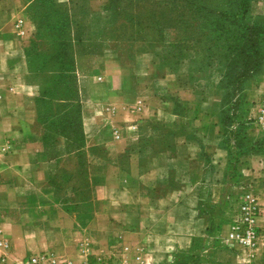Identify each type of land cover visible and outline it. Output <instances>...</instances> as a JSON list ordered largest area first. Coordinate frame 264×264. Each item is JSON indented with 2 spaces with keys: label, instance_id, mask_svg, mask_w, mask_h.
<instances>
[{
  "label": "crops",
  "instance_id": "crops-1",
  "mask_svg": "<svg viewBox=\"0 0 264 264\" xmlns=\"http://www.w3.org/2000/svg\"><path fill=\"white\" fill-rule=\"evenodd\" d=\"M79 1L55 0L72 21ZM85 1L95 22L108 0ZM38 3L0 0V139L11 141L0 152V243L9 244L7 250L0 245V264L4 255L18 264L43 251L73 264L95 258L219 264L218 236L237 196L232 188L249 180L260 202L262 238L254 260L238 256V262L264 264V149L254 144L258 138L245 145L234 179V151L224 143L219 111L202 102L185 74L163 73L154 57L89 54L85 41L75 43L74 101L52 98L46 94L50 77L44 83L30 71ZM70 102L79 107L83 139L75 144L59 135L64 142L50 147L49 134L58 129L47 123L49 110ZM77 152L93 198L63 189L61 181L71 175L55 170L59 156Z\"/></svg>",
  "mask_w": 264,
  "mask_h": 264
},
{
  "label": "rangeland",
  "instance_id": "rangeland-1",
  "mask_svg": "<svg viewBox=\"0 0 264 264\" xmlns=\"http://www.w3.org/2000/svg\"><path fill=\"white\" fill-rule=\"evenodd\" d=\"M38 1L35 6L36 16L52 17L65 12V9L53 3L49 5L52 0H44L47 5H40L43 0ZM227 1L223 3L221 0H109L102 8L101 16L94 22L88 16L87 2L83 0L77 3L75 19L78 26L74 25L71 33L74 30L82 33L80 37L87 42L89 54L93 51L120 53L130 59L154 57L160 60L163 73L185 74L191 80L202 102L213 104L221 113L224 125L230 127L234 123L242 124L240 126L236 124L238 127L234 130L240 142L244 144L247 134L246 121L253 120L256 95L261 96L258 90L264 82V72L261 74L251 72L253 76L244 78L240 91L234 92L237 69L239 70V66H246V60L254 58V53L247 46H240L238 42L240 37L236 32L235 35L232 32L225 34L226 40L219 36L225 32L217 30L221 26L219 22H224L218 13L225 8L226 14L231 13L225 25L228 30L233 29L232 19L240 5L239 0ZM244 8L247 9L244 14L246 27L254 22L264 24V0H248ZM247 33L249 34L248 31ZM33 37V40H37L38 50L48 54L53 51L55 45L49 39H37L36 31ZM236 42L244 55L238 53L234 47ZM242 43H247L246 38ZM66 46L73 53L76 48L79 49L72 36ZM262 50L264 52V43ZM41 62H47V67L41 72L35 73L34 69L30 71L35 78L45 83L50 77L48 66L52 65V61L47 57ZM249 134L253 139L263 137V133L256 130L250 131ZM59 135L53 136L50 147H58L64 142L59 139ZM56 153L59 154L61 151ZM77 154L78 152L74 155L68 154L67 158L59 156L54 162L55 170L61 175H71L70 180L61 181L63 189L87 192L93 198L94 188H88L90 181L87 179L85 166L77 164L75 159L78 157ZM235 173L240 177V166L237 165ZM238 184V188H232L237 196L233 198L226 214L228 224L218 236L219 264H241L238 262V256L241 257L239 250L222 242L241 193L247 190L255 192V183L252 180L240 181ZM231 256L236 258V261L230 260ZM91 263L111 264L105 259L99 261L97 258Z\"/></svg>",
  "mask_w": 264,
  "mask_h": 264
},
{
  "label": "trees",
  "instance_id": "trees-1",
  "mask_svg": "<svg viewBox=\"0 0 264 264\" xmlns=\"http://www.w3.org/2000/svg\"><path fill=\"white\" fill-rule=\"evenodd\" d=\"M109 1V0H108ZM223 3L228 2L227 0H221ZM248 0H239V7L236 10V13H234V19H232V24H234L233 29H227L225 23L228 22L227 18L231 16V13L226 14V8L222 9L220 13H218V16L222 17L224 19V22L220 23V28L217 30L223 31L220 37H223L226 40V35L228 32H232L233 35L238 34L240 37V46L243 45V47L247 46L249 50H251L254 53V58L247 59L246 60V66H239V70L236 71V88L234 89V92L238 93L240 91L241 82L244 78L252 77L255 72L257 74H261L264 72V52L262 50V45L264 43V24H258V23H252L251 26H245L246 21L244 14L247 11L245 9V4ZM57 5L58 7H62L65 9V12L63 14H58L54 16H38V31L36 32L37 39L46 38L51 41V43L55 45L53 51L48 53H43L40 50H38V44L37 40H33L32 45L30 47V51L28 55H30L29 62L31 64V69H34L36 72H41L44 68L47 67V62H41V60H45L47 57L50 61H52V67L50 69V81L49 84L46 85V89L48 91L46 94L51 95L52 98H58L62 100H68V101H74L73 93H72V87L71 84L74 82V74H73V66H74V53L73 51L66 46V44L71 40V36L73 38V41L76 43L83 42L85 40L81 39L82 33L79 31H76L77 35L75 38L74 35L71 33V29L76 24V27L78 26L77 20L74 19L73 21L70 18L69 10L64 5H59L55 2V0H52L49 5L51 4ZM40 5H47L44 3V0ZM74 24V25H73ZM208 29V28H207ZM70 31V32H69ZM249 32V34L247 33ZM69 34V37L67 35ZM38 35V36H37ZM246 38L247 43L243 44L242 40ZM249 43V44H248ZM236 42L235 46L238 50V53L241 55H244V52L242 51L241 47ZM36 61V62H34ZM50 63V62H48ZM40 66V67H38ZM52 70V71H51ZM225 76V74H224ZM237 101V100H235ZM72 105V106H71ZM78 105L75 104V102H70V105H60L55 103L53 106V109L49 110L50 116L48 117V124L49 127L58 129L57 134L63 135L65 137H68L70 140H72L75 144L79 143L83 139V133L82 128L80 125V122L78 120ZM220 115V123L222 127L223 135H225L224 143L228 144L232 147L233 153H230V157L232 159V168H233V177H237L235 173V169H237V165L240 163V157L241 155H244L246 151L245 145L249 142H251V137L249 132L252 130H255V127L253 125V121L251 119H248L246 121V139L245 143L242 144L240 142V139L238 137V134L234 130V128H237L238 126L242 125L240 123H234L231 124L230 127L224 125L222 122L221 113ZM248 115L249 112H248ZM238 126H237V125ZM235 131V132H234ZM51 138L55 135L54 133L49 134ZM262 138L254 141V144L259 146V148L264 149V132L262 134ZM227 145V148H228ZM254 148V147H253ZM251 150H253L251 148ZM239 167V166H238Z\"/></svg>",
  "mask_w": 264,
  "mask_h": 264
},
{
  "label": "built area",
  "instance_id": "built-area-1",
  "mask_svg": "<svg viewBox=\"0 0 264 264\" xmlns=\"http://www.w3.org/2000/svg\"><path fill=\"white\" fill-rule=\"evenodd\" d=\"M253 125L258 132H264V91L254 108ZM11 147L9 138L0 139V152H6ZM261 215V207L255 192L243 191L239 197L237 206L233 211L231 222L222 242L230 247L237 248L241 257L251 262L257 256L261 242V232L257 226V220ZM0 245L7 250L9 244L1 242ZM7 256L2 258V264H8ZM101 261V259H99ZM18 264H73L67 260H61L53 251H43L29 255L23 262ZM83 264H92L86 260ZM119 264H123L120 262Z\"/></svg>",
  "mask_w": 264,
  "mask_h": 264
}]
</instances>
